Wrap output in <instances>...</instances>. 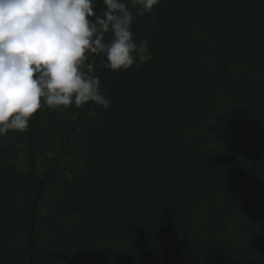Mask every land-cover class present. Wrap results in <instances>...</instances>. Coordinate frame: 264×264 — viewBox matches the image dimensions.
<instances>
[{"label":"trees","instance_id":"1","mask_svg":"<svg viewBox=\"0 0 264 264\" xmlns=\"http://www.w3.org/2000/svg\"><path fill=\"white\" fill-rule=\"evenodd\" d=\"M128 6L110 106L0 136V264H264V0Z\"/></svg>","mask_w":264,"mask_h":264},{"label":"clouds","instance_id":"2","mask_svg":"<svg viewBox=\"0 0 264 264\" xmlns=\"http://www.w3.org/2000/svg\"><path fill=\"white\" fill-rule=\"evenodd\" d=\"M160 2L130 0L140 15ZM103 4L94 15L93 0H0V136L25 132L44 106H110L88 54L111 71L128 70L148 41L134 38L128 0Z\"/></svg>","mask_w":264,"mask_h":264}]
</instances>
